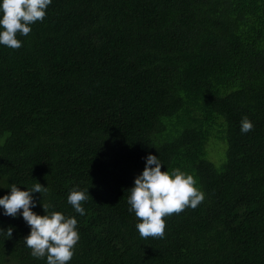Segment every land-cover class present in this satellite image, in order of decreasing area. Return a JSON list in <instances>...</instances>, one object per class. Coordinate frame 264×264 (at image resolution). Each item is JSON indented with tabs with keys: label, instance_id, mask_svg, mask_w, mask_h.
<instances>
[{
	"label": "trees",
	"instance_id": "trees-1",
	"mask_svg": "<svg viewBox=\"0 0 264 264\" xmlns=\"http://www.w3.org/2000/svg\"><path fill=\"white\" fill-rule=\"evenodd\" d=\"M31 28L0 45V197L48 186L33 211L76 216L69 264H264V0H52ZM149 153L205 198L142 238L127 190ZM30 230L0 209V264H46Z\"/></svg>",
	"mask_w": 264,
	"mask_h": 264
},
{
	"label": "clouds",
	"instance_id": "clouds-1",
	"mask_svg": "<svg viewBox=\"0 0 264 264\" xmlns=\"http://www.w3.org/2000/svg\"><path fill=\"white\" fill-rule=\"evenodd\" d=\"M51 3L52 0H0V45L20 48L22 41L17 34L27 36L34 23L44 20ZM253 128V121L247 115L242 116L240 131L248 133ZM144 159V170L136 176L134 186L127 190L128 210L135 214V227L142 238L163 237L165 217L186 207H197L204 200L205 193L197 186L195 177L181 168L162 170L165 164L152 153ZM7 188L10 192L0 197V209L5 216H22L30 226V234L24 237V243L31 249V255L36 259L46 257V264H69L80 239L76 216L49 211L50 205L43 202L49 187L40 182L27 186V190H22L16 183ZM36 193L43 196L45 215L33 211L40 203L34 195ZM88 195L89 189L75 186L68 193L67 203L84 216L86 209L82 202L88 199ZM12 233L13 229L9 227L7 234L12 237Z\"/></svg>",
	"mask_w": 264,
	"mask_h": 264
},
{
	"label": "rangeland",
	"instance_id": "rangeland-1",
	"mask_svg": "<svg viewBox=\"0 0 264 264\" xmlns=\"http://www.w3.org/2000/svg\"><path fill=\"white\" fill-rule=\"evenodd\" d=\"M225 147H226V145H225ZM211 152H212L211 153V160H213L217 164H219V163L222 162V160H223V154H224V160L226 159V148H225V152H224L223 146H221V145H213L211 147ZM219 165H217V166H219Z\"/></svg>",
	"mask_w": 264,
	"mask_h": 264
}]
</instances>
